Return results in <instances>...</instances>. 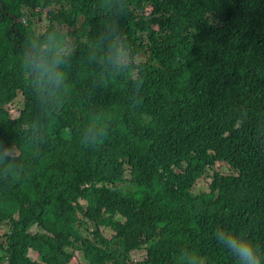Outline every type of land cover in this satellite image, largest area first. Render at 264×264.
<instances>
[{"label": "trees", "instance_id": "obj_1", "mask_svg": "<svg viewBox=\"0 0 264 264\" xmlns=\"http://www.w3.org/2000/svg\"><path fill=\"white\" fill-rule=\"evenodd\" d=\"M219 227L264 253V0H0V264H235Z\"/></svg>", "mask_w": 264, "mask_h": 264}, {"label": "rangeland", "instance_id": "obj_2", "mask_svg": "<svg viewBox=\"0 0 264 264\" xmlns=\"http://www.w3.org/2000/svg\"><path fill=\"white\" fill-rule=\"evenodd\" d=\"M149 12H150V9H148V11L146 13H149ZM36 20H37L39 29H44L46 27L47 19L45 18L44 14L42 15L41 20L38 18H36ZM22 101H24V100L22 98H20V96H18L16 99V103L14 105L12 104L9 106V110L12 113V116L14 118H17L19 116V114L23 112ZM238 165L243 169V171L245 172L246 175H248L251 172L250 167L246 165V159L245 158L241 159L238 162ZM126 170L128 171V174L126 173L127 181L123 182L122 185L126 188H132V187H134V184H133V180L130 178L134 177V175H136V173H134L129 167H126ZM213 173L215 175H222L223 177H230V175L231 176L233 175L229 165H227L225 163H220L214 169L208 171V173L206 175L203 176V175L199 174V176H198L199 180L197 182V186H200L203 189L208 190L209 183L212 180ZM82 203H84V202H82ZM88 229H89V231L87 232L88 236L95 238V236H96L95 235V232H96L95 228H93L92 226H88ZM5 230H6V228L0 229V234L4 233ZM102 230L104 232L103 233L104 236H106V237L111 238L115 235L114 231H112L111 229L103 228ZM32 232L36 235L37 238H42V234L37 230V228H33ZM146 255H147L146 250H143L140 252H135V254L132 253V256H134V257H132V259L134 262H138L140 260L146 259ZM29 256L35 260H42V258H43L42 253L39 249H31ZM77 258H81L79 253L76 254L75 258L72 259V261L69 264H82V262L78 261ZM82 261L85 264H95L93 257L91 255H87L86 261L83 259H82ZM1 264H5V261H2Z\"/></svg>", "mask_w": 264, "mask_h": 264}, {"label": "clouds", "instance_id": "obj_3", "mask_svg": "<svg viewBox=\"0 0 264 264\" xmlns=\"http://www.w3.org/2000/svg\"><path fill=\"white\" fill-rule=\"evenodd\" d=\"M98 142L99 140L96 143ZM10 154L11 151L9 150L6 155ZM214 235L217 243L232 255L235 264H264V253L248 237L246 238L242 232L235 233L230 229L219 227ZM143 250H146V256H148V249L143 248L140 251Z\"/></svg>", "mask_w": 264, "mask_h": 264}, {"label": "water", "instance_id": "obj_4", "mask_svg": "<svg viewBox=\"0 0 264 264\" xmlns=\"http://www.w3.org/2000/svg\"><path fill=\"white\" fill-rule=\"evenodd\" d=\"M16 20H17V19L15 18V22H16Z\"/></svg>", "mask_w": 264, "mask_h": 264}]
</instances>
